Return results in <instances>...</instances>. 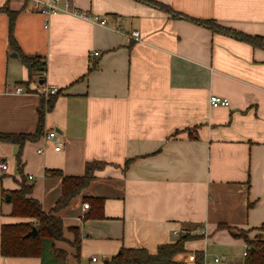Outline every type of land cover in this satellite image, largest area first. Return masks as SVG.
<instances>
[{
    "label": "crops",
    "instance_id": "1",
    "mask_svg": "<svg viewBox=\"0 0 264 264\" xmlns=\"http://www.w3.org/2000/svg\"><path fill=\"white\" fill-rule=\"evenodd\" d=\"M71 2L106 25L47 17L31 0H0V9L17 13L18 48L45 61L44 84L58 90L42 136L24 144L20 164L19 146L0 139V164L7 166L0 169V239L3 225L28 221L12 217L5 202L22 179L49 212L61 179L46 172L82 176L91 164L90 184L57 213L68 241L56 245L68 264H104L122 248L154 254L187 233L192 238L177 264H196L198 254L202 264H243L248 246L240 232L264 240V46L200 22L264 44V0ZM133 31L139 41L128 38ZM8 32L0 10V135L33 134L41 84L38 76L28 82ZM210 96L229 106L212 108ZM50 131L62 144L58 152L43 139ZM91 198L103 199V218L94 216ZM75 234L79 261L69 243ZM0 264L41 262L0 254Z\"/></svg>",
    "mask_w": 264,
    "mask_h": 264
},
{
    "label": "trees",
    "instance_id": "2",
    "mask_svg": "<svg viewBox=\"0 0 264 264\" xmlns=\"http://www.w3.org/2000/svg\"><path fill=\"white\" fill-rule=\"evenodd\" d=\"M7 13L9 18V45L13 51L17 52L21 63L28 70V82H31L34 77H39V82L44 83L43 73L45 74L46 63L39 56L24 55L17 46L13 35L15 18L17 13L10 11L7 7L0 9ZM206 26L213 27L221 32L231 34L236 38L259 44L264 46L263 41L259 37H249L225 28L216 24L214 21L200 22ZM57 95L45 98L40 97L38 106V124L33 134H1L0 139L3 142H9L19 146V152L16 155V161L20 164L21 148L26 142H35L43 134V122L46 111L53 108ZM95 165H88L82 176H64L58 170H50L46 175L59 177L61 179V195L55 203V206L49 212H45L40 203L33 199L30 195L32 186L27 184L25 179L19 183L20 187L17 190L8 192L10 196L9 204H11V216L28 220L14 224H5L1 228L0 239V254L2 257L12 258H38L41 264H68V253L66 250L57 247V243L67 242L64 236V226L57 213L66 208L72 198L79 195L92 181ZM1 181V178H0ZM90 206H93L97 213L94 214L97 218H103L101 213L103 199L91 198L86 200ZM89 206V207H90ZM223 227V226H220ZM35 228L37 234L28 236V233ZM75 230L76 228H70ZM260 233H264V224L259 228ZM77 234V233H76ZM75 234L70 246L75 249V259L79 261L80 243L79 238ZM239 237H242L248 246L247 256L244 257L243 264H264V240L262 237L256 236L255 239H249L243 232H240ZM192 237L187 233L180 236L177 241L172 244L160 245L156 253L151 254L144 248L126 249L122 248L106 264H177L175 257L185 252L184 244ZM105 264V263H104ZM196 264H202V255L198 254Z\"/></svg>",
    "mask_w": 264,
    "mask_h": 264
},
{
    "label": "built area",
    "instance_id": "3",
    "mask_svg": "<svg viewBox=\"0 0 264 264\" xmlns=\"http://www.w3.org/2000/svg\"><path fill=\"white\" fill-rule=\"evenodd\" d=\"M33 2V10L39 14H42L44 16H50L54 13H64L69 14L71 16H74L78 19H81L83 21L89 22L91 24H98L101 26L106 25V21L102 19L100 16L92 14L87 11L78 10L76 8H73L71 0H31ZM47 27V25H46ZM128 38L133 39L135 41H139L141 36L139 32L133 31L128 35ZM98 52H94L93 56H98ZM44 76V73L42 74ZM22 92V89L20 87L15 89V93L19 94ZM58 93V90L55 86H46L44 83L41 84V95H43L45 98H48L50 96H54ZM209 105L212 108H218V107H228L229 102L225 98H221L218 96H210L209 98ZM43 139L46 142H49L54 145V151L58 152L61 149V143L57 140V133L55 131L48 132ZM38 153H41L39 150ZM7 166L5 164H0L1 170H6ZM29 179H32L29 177ZM89 209V205L87 203L83 204V212L85 213ZM84 219V214L79 217V221H82ZM248 253V247L246 248L245 252L243 253V256H247ZM92 262H96V258L91 259ZM219 259H215V263H218Z\"/></svg>",
    "mask_w": 264,
    "mask_h": 264
},
{
    "label": "water",
    "instance_id": "4",
    "mask_svg": "<svg viewBox=\"0 0 264 264\" xmlns=\"http://www.w3.org/2000/svg\"><path fill=\"white\" fill-rule=\"evenodd\" d=\"M13 57H16V54H12ZM43 82L41 81L40 84H42ZM10 200V196L7 194L5 196V202L8 203ZM37 234V231L35 228H33L29 233L28 236H35ZM107 263V261H105V264Z\"/></svg>",
    "mask_w": 264,
    "mask_h": 264
},
{
    "label": "rangeland",
    "instance_id": "5",
    "mask_svg": "<svg viewBox=\"0 0 264 264\" xmlns=\"http://www.w3.org/2000/svg\"><path fill=\"white\" fill-rule=\"evenodd\" d=\"M2 179H3V178H2ZM243 234H245V233L243 232ZM237 253H238V256L240 257V256H241V252H240V251H238ZM74 258H75V257H74ZM74 258H73V259H74ZM240 258H241V257H240ZM73 259H72V258L70 259V260H71V262H73V261H74ZM76 261H77V260H76Z\"/></svg>",
    "mask_w": 264,
    "mask_h": 264
}]
</instances>
